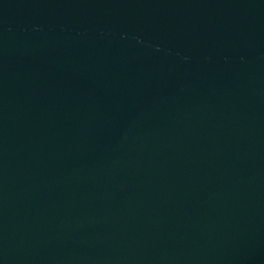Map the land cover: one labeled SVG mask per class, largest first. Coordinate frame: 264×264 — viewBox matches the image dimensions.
<instances>
[{"label": "water", "instance_id": "obj_1", "mask_svg": "<svg viewBox=\"0 0 264 264\" xmlns=\"http://www.w3.org/2000/svg\"><path fill=\"white\" fill-rule=\"evenodd\" d=\"M0 264H264V0H0Z\"/></svg>", "mask_w": 264, "mask_h": 264}]
</instances>
